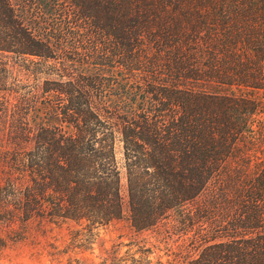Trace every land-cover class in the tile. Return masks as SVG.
Returning a JSON list of instances; mask_svg holds the SVG:
<instances>
[{"label": "trees", "instance_id": "16d2710c", "mask_svg": "<svg viewBox=\"0 0 264 264\" xmlns=\"http://www.w3.org/2000/svg\"><path fill=\"white\" fill-rule=\"evenodd\" d=\"M0 54L31 74L69 64L47 124L16 120L0 155L6 226L122 219L120 141L135 231L165 220L187 236L216 212L184 264H264V0H0ZM9 59L0 93L18 92Z\"/></svg>", "mask_w": 264, "mask_h": 264}, {"label": "rangeland", "instance_id": "374dc122", "mask_svg": "<svg viewBox=\"0 0 264 264\" xmlns=\"http://www.w3.org/2000/svg\"><path fill=\"white\" fill-rule=\"evenodd\" d=\"M7 55L0 54V60L5 62L10 57L7 58ZM27 59L33 63L39 62L37 58ZM9 61L12 74L6 90L15 87L13 79H16L18 92L0 93V102L9 101L7 111L0 113V155L5 150L12 151L10 137L14 134L16 120L32 132L47 124L46 107L56 103L57 98L53 91L56 83L63 81L56 76L54 67L62 69L61 67L69 66L62 60L58 65L53 60L45 66H33L29 63L34 70L40 72L31 74L13 66L10 59ZM19 70H22L21 73ZM107 77L104 76L103 79ZM17 98L20 99L19 103ZM16 103L18 110L14 107ZM19 112L22 118L16 116ZM115 159L120 171L121 193L125 204L122 219L94 229L91 233L84 230L81 223L65 221L54 224L38 218L26 223L14 218L13 223L6 226L4 221L16 211V206L11 205L9 213L0 212V264H184L189 258L196 257L197 252H189L193 246L206 245L204 239L207 235L222 228L219 214L215 212L212 222H197L187 236L174 232L172 223L165 220L154 228L135 231L128 221L126 179L120 141L115 143ZM1 171L0 166V178L4 177ZM6 192L8 191L4 194ZM7 199L11 201L12 196ZM189 210L190 207H186L185 213ZM169 215L168 217L173 216L171 213ZM226 240L219 238L214 243H225Z\"/></svg>", "mask_w": 264, "mask_h": 264}]
</instances>
